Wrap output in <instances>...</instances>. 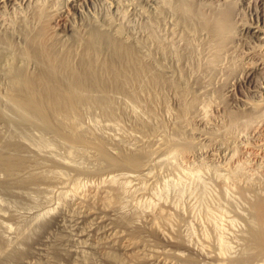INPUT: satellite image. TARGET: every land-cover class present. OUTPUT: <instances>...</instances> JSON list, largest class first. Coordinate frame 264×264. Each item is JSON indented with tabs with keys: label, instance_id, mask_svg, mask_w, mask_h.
I'll use <instances>...</instances> for the list:
<instances>
[{
	"label": "bare ground",
	"instance_id": "obj_1",
	"mask_svg": "<svg viewBox=\"0 0 264 264\" xmlns=\"http://www.w3.org/2000/svg\"><path fill=\"white\" fill-rule=\"evenodd\" d=\"M89 1L0 0V192L58 200L26 248L0 233V264H264V0ZM217 150L227 242L197 192L157 194Z\"/></svg>",
	"mask_w": 264,
	"mask_h": 264
},
{
	"label": "rangeland",
	"instance_id": "obj_2",
	"mask_svg": "<svg viewBox=\"0 0 264 264\" xmlns=\"http://www.w3.org/2000/svg\"><path fill=\"white\" fill-rule=\"evenodd\" d=\"M115 1H119V2H121L122 3V8L125 6V5H127V7L126 8H131L132 6H134V4L133 3H137V0H115ZM112 2H114V0H90L88 3H86V4H84L83 6H82V8H81V10H82V13H83V15L84 16H88V17H90V16H92V15H97V16H99V17H102V16H104V15H106V14H110L111 16H114V14H115V11L113 10V8H111V4H112ZM139 2H140V0H139ZM139 2L137 3L138 4V9L140 10V11H147L148 10V8H149V5L151 6L152 4L150 3L149 5L148 4H145V3H143V5L141 6L140 4H141V2H140V4H139ZM120 3V4H121ZM128 3V4H127ZM132 3V4H131ZM20 4V3H19ZM125 4V5H124ZM129 4H131L130 6H129ZM137 4L135 5V6H137ZM109 5V6H108ZM124 5V6H123ZM22 5H20V7H21ZM139 6H141V7H139ZM144 6V7H143ZM249 5L248 4H244V5H242L241 7H244L243 9L241 8V13H243V16L246 18V20H248V22H250V23H252L253 22V19H254V17H253V14H252V11H251V8H250V6L248 7ZM17 8H19V6L17 7ZM111 8V9H110ZM125 8V7H124ZM142 8V9H141ZM108 9V10H107ZM146 9V10H145ZM112 10V11H111ZM129 10H131V9H129ZM249 10V11H248ZM3 11V12H2ZM13 11V12H12ZM114 11V12H113ZM243 11V12H242ZM6 12V13H5ZM16 13V11L14 10V8L12 7V6H10V7H8L6 10H1L0 11V20H2V19H10L11 18V16L13 15V13ZM113 12V13H112ZM247 12V13H246ZM14 13V14H15ZM132 13V12H131ZM131 13L129 12L128 14H130V17L131 18H129V19H131L130 21L132 22L133 21V23L134 24H136V23H139V21L141 20L140 19V15L138 16V14H136L135 15V13H133L134 14V16L133 15H131ZM103 14V15H102ZM102 15V16H101ZM137 16V17H136ZM7 17V18H6ZM138 17H139V20H138ZM137 19V20H136ZM132 23V24H133ZM246 36H250V37H247V39H250L251 40V43L253 44V42L252 41H254L255 42V38H252V36L251 35H246ZM246 36H245V38H246ZM253 39V40H252ZM260 80H263V78H260ZM90 118L93 120V121H95V119H96V123L97 124H100V126L101 125H103L104 123H99V122H103V120L101 121L100 119H98V117L97 118H94V116H90L88 119H89V123H91L90 121H92V120H90ZM88 119H87V121H88ZM98 119V120H97ZM102 119V118H101ZM93 123V122H92ZM48 144V143H47ZM46 144V150L47 149H49L50 148V146H53V144L52 145H47ZM55 145V144H54ZM47 146H49V148L47 147ZM55 147V150H58V152L60 151V150H63V149H61V147L59 146H57L56 147V145L55 146H53V148ZM57 148V149H56ZM64 151V150H63ZM61 153V156H62V151H60ZM222 152V153H221ZM220 152V150H217V151H215V155H216V157H214V158H210V157H206V156H203V157H200V158H198V159H196L195 160V162H193V163H191V164H184V166L181 164L180 165V170L178 169V173L176 172L175 173V175L174 176H172V175H168V174H165V175H163V178H162V180L160 181V185L158 186V188L160 189V191L159 192H157V194L159 193V194H161V195H164V193L166 194V193H171L172 195H174V192H176L175 193V195L174 196H179V194H180V196L182 195H184V197H186V198H188V197H190V196H192V195H189V194H192V193H194V192H197L198 193V195L200 194V196H197V193H196V197L197 198H195V197H193V199H197V200H199V201H201V203H202V199L204 200L203 202L204 203H202V205L204 204V205H207L206 206V208H211V209H206L207 211L209 210L210 211V213H211V215L213 216V217H211V215L209 214V212H206V211H204L203 209V212H201L200 214H202V215H200L198 212H200V211H196V209H195V212L197 213V215L199 214V216H201V218H200V220H201V222H202V225L200 224V223H198L199 221H198V217L199 216H197L196 214H195V216H197V219H196V222H195V219L194 220H192V225L194 224L196 227L197 226H199V227H201V226H203V224L204 225H207L208 226V224H209V222L206 220V218H204L205 217V215H203V214H206V213H208L207 214V216L208 215H210L209 217H211V220H213V223H214V225H215V223H216V225L218 224V225H220L219 227L220 228H217L218 226H216V228H217V231L216 232H214V231H212L211 229H210V231H212V234L211 235H213L212 237L214 238V237H216L217 238V236H219L218 238H220V239H222V240H225V242H227L229 239H231V238H229V237H232L231 235H229L231 232H229L230 231V227H228L229 225H228V222H229V220L232 218V213L230 214L231 216V218L229 217V215H227V214H229L228 212L230 211V210H228V209H230L229 207H226V209L224 210L223 208H225L224 207V205H226V203H227V201H226V197H225V199H224V197H223V195H220L221 193H222V191L220 190V187L217 185V183L215 182V180L214 179H210V178H214V174L215 173H220V172H222V171H220L221 170V168H222V166L224 165V164H226L227 163V161H229V158H228V156H227V153L226 152H224V151H221ZM226 153V154H224V153ZM66 153V152H65ZM217 153V154H216ZM219 154V155H218ZM63 155L64 156H66V154H64L63 153ZM227 156V157H226ZM224 157H226V158H224ZM213 159V160H212ZM220 159H221V161H220ZM224 160V161H223ZM214 162V163H213ZM216 162H217V165H216ZM220 162V163H219ZM223 162V163H222ZM225 162V163H224ZM196 163V164H195ZM222 163V164H221ZM219 164V165H218ZM206 165V166H205ZM203 166V167H202ZM205 166V167H204ZM202 167V168H201ZM218 169H217V168ZM219 167H221V168H219ZM205 169V170H204ZM208 169V170H207ZM209 169L211 170V171H209ZM215 169V170H214ZM199 170V171H198ZM219 170V171H218ZM202 171V172H201ZM209 171V172H208ZM214 171V172H213ZM205 172V173H204ZM184 173V174H183ZM208 173H210V174H208ZM203 174H204V176H203ZM208 176H207V175ZM211 174H213V176L211 175ZM181 175V176H180ZM193 175V176H192ZM199 175V176H198ZM211 175V176H210ZM170 176V177H169ZM165 177H167L166 179H165ZM177 177V178H176ZM193 177V178H192ZM196 177V178H195ZM208 177V178H207ZM172 178V179H171ZM183 178V179H182ZM199 178V179H198ZM201 178V179H200ZM204 178V179H203ZM207 178V179H206ZM164 179H165V181H164ZM192 179V180H191ZM166 180H168L167 182H166ZM172 180V181H171ZM186 180V181H185ZM209 180H210V182H209ZM213 180V181H212ZM164 181V182H163ZM170 181V182H169ZM187 181H188V183H187ZM197 181V182H196ZM200 181H201V183H200ZM161 182H163V183H161ZM171 182H173V183H171ZM175 182V183H174ZM214 182V183H213ZM171 183V184H170ZM196 183V184H195ZM213 183V184H212ZM216 183V184H215ZM167 185V184H169V186H170V188L169 187H167L166 185L165 186H163V185ZM190 184V185H189ZM198 184V185H197ZM206 184V185H205ZM208 184V185H207ZM175 185V186H174ZM177 185V186H176ZM179 185V186H178ZM215 185V186H214ZM211 186V187H210ZM163 187H165V188H163ZM166 188L167 189H170V191H163V189L164 190H166ZM188 188V189H187ZM198 188V190L196 191V189ZM219 188V189H218ZM189 189H191V190H189ZM193 189H195V190H193ZM172 190V191H171ZM173 190H174V192H173ZM218 190H220L221 192H219ZM157 191H158V189H157ZM163 191V193H160V192H162ZM192 191V192H191ZM43 192V191H42ZM42 192H40L39 194L37 193V196L38 197H40V198H38L36 195H34L33 194V197L35 198V199H37V200H35L34 198H32L31 196H30V194H29V197H27V198H29L28 200L27 199H25L24 201H25V203H24V201L22 200V199H17V198H14V197H12V198H10V196H8L7 197V195L5 196L4 194H2L1 192H0V225H1V227L2 228H0V230L2 229V230H4V231H0V233L3 235V236H5V238H7L6 239V241H10V240H12L11 241V244L13 243V241L15 242V243H13V245L15 244L16 246H17V244H19V247H21L22 249L25 247L26 248V244L25 243H22V245H20L21 244V242L20 243H18L19 242V240H21L22 238H23V235L25 236V234L27 233H29L28 235H32V232H34V229H37V226H39L38 225V223H43L42 221H49L50 219H52L54 216H55V214H56V212H57V210H54L55 208L53 207V205L55 204V203H57V202H55V201H58L57 200V198H55V195H51L50 194V192L48 193V195H47V191H46V194H42L41 195V193ZM178 192H181V193H179L178 195H176ZM183 192V193H182ZM184 192H185V194H184ZM191 192V193H190ZM201 192H202V194H201ZM216 192V193H215ZM44 193V192H43ZM186 193H188V194H186ZM203 193L205 194V195H203ZM218 193V196L216 195ZM36 194V193H35ZM50 194V195H49ZM158 194V195H159ZM170 195V194H169ZM168 195V196H169ZM186 195V196H185ZM189 195V196H188ZM194 195V194H193ZM210 195V196H209ZM179 196V197H180ZM203 196H204V198H203ZM207 196V197H206ZM37 197V198H36ZM46 197V198H45ZM49 197V198H48ZM53 198V200H52V198ZM170 197V196H169ZM191 197V198H192ZM218 197H219V199H218ZM221 197H223V201H225V204H224V202L222 201V198ZM155 198V197H154ZM170 198H173V197H170ZM207 198V199H206ZM11 199H12V201H11ZM45 201H44V200ZM56 199V200H55ZM174 199V198H173ZM176 199V198H175ZM210 199V200H209ZM9 200V201H8ZM29 200H30V203H29ZM40 200H43V202L42 201H40ZM49 200V201H48ZM208 200V201H207ZM216 200V201H215ZM218 200V201H217ZM221 200V201H220ZM2 201H6L5 203L3 202L2 203ZM31 201H33V202H31ZM48 201V202H47ZM51 201V202H50ZM54 201V202H53ZM199 201H197V202H199ZM217 202V203H215V202ZM8 202V203H7ZM19 202H21V203H19ZM36 204H35V203ZM38 202V203H37ZM40 202V203H39ZM46 202V203H45ZM196 202V203H197ZM221 202H223L222 204H221ZM11 203V204H10ZM50 203V204H49ZM201 203L199 204L201 207H203L202 205H201ZM209 203V204H208ZM5 204V205H4ZM22 204V205H21ZM24 204V205H23ZM38 204V205H37ZM48 204V205H47ZM53 204V205H52ZM217 204V205H216ZM220 204H221V206H220ZM32 205V206H31ZM43 205H45V206H43ZM56 205V204H55ZM54 205V206H55ZM198 204H197V206H199ZM212 205V206H211ZM219 205V206H218ZM7 206V207H6ZM10 206V207H9ZM15 206V207H14ZM17 206V207H16ZM38 206V207H37ZM47 206H48V210H47ZM57 206V205H56ZM55 206V207H56ZM200 206H199V209L201 210V208H200ZM215 206V207H214ZM219 208H217V207ZM223 206V208H220V207H222ZM226 206H229V205H226ZM44 207H46V209L44 208ZM28 208V209H27ZM34 208V209H33ZM50 208H51V211L53 212H50L49 210H50ZM197 208V207H196ZM204 208V207H203ZM38 209V210H37ZM40 209H42V210H40ZM220 209H221V211H220ZM223 209V210H222ZM7 210V211H6ZM32 210V211H31ZM40 210V211H39ZM44 210H47V212L46 211H44ZM201 210V211H202ZM215 210V211H214ZM44 211V212H43ZM55 211V212H54ZM224 211V212H223ZM38 214H37V213ZM206 212V213H205ZM214 212H215V214L217 215V213H219L217 216L214 214ZM222 212L223 213H225L226 214V212H227V214L225 215V214H223V215H221L222 214ZM4 215H2V214ZM50 213H52V215H50ZM14 214V215H13ZM45 214V215H44ZM9 215V216H8ZM24 215V216H23ZM29 215V216H28ZM31 215H32V217H31ZM39 216L40 217V220H39V217H36V216ZM48 216V218H47V216ZM54 215V216H53ZM13 216V217H12ZM224 216V217H223ZM14 217H17V218H14ZM19 217V218H18ZM22 217V218H21ZM24 217V218H23ZM51 217V218H50ZM215 217V218H214ZM223 217V219H221ZM226 217V218H225ZM6 218H9V219H6ZM14 220H13V219ZM25 218H27V219H25ZM33 218H35V219H33ZM37 218H38V221H37ZM47 218V219H46ZM195 218V217H194ZM213 218V219H212ZM228 218V219H227ZM15 219H17V220H15ZM207 219H208V217H207ZM7 220V221H6ZM18 220H19V223H18ZM26 220V221H25ZM34 220L36 221V222H38L36 225H35V223L33 224V222H34ZM208 220H210V218L208 219ZM223 220V221H222ZM5 221V222H4ZM10 221V222H9ZM16 221V222H15ZM21 221V222H20ZM30 221V222H29ZM33 221V222H32ZM40 221V222H39ZM225 221V222H224ZM196 224H195V223ZM205 222H207L208 224H205ZM222 222V223H221ZM9 223V224H8ZM29 223L31 224V226H29ZM225 223V224H224ZM11 224V225H10ZM23 224V225H22ZM17 225V226H16ZM22 225V226H21ZM26 225V226H25ZM27 225H28V227H27ZM193 225V226H194ZM10 226V227H9ZM12 226V227H11ZM34 226V227H33ZM194 226V227H195ZM5 227V228H4ZM16 227V228H15ZM24 227V228H23ZM33 227V228H32ZM36 227V228H35ZM198 227V228H199ZM204 227V229L206 230V229H209L210 227L208 226V228H206V226H203ZM202 227V228H203ZM224 227V228H223ZM226 227V228H225ZM22 228V229H21ZM27 230H26V229ZM31 228V229H30ZM197 228V231H199V229ZM228 228V229H227ZM11 229H13V230H11ZM196 229V228H195ZM220 229H222V230H220ZM26 230V231H25ZM31 230H33L32 232H31ZM6 231H7V233H6ZM10 231V232H9ZM36 231V230H35ZM207 231H209V230H207ZM206 231V232H207ZM209 231V232H210ZM224 231V232H223ZM9 232V233H8ZM19 232H21V233H19ZM23 232V233H22ZM25 232V233H24ZM214 232V233H213ZM219 232V233H218ZM222 232V233H221ZM227 232H229V233H227ZM6 233V234H5ZM35 234H37L36 232H34ZM33 233V236L35 235ZM211 233V232H210ZM9 234V235H8ZM18 234H21V236L19 235V237H17L18 236ZM23 234V235H22ZM26 234V235H27ZM214 234H216V235H214ZM219 234V235H218ZM224 235L223 237H225V238H223L222 237V235ZM226 234H227V237H226ZM15 236V237H14ZM8 238H10V240H8ZM18 238H20V239H18ZM215 238V239H216ZM228 240H227V239ZM16 240H18V241H16ZM9 244V243H8ZM1 248H2V246L0 247V250H1Z\"/></svg>",
	"mask_w": 264,
	"mask_h": 264
}]
</instances>
